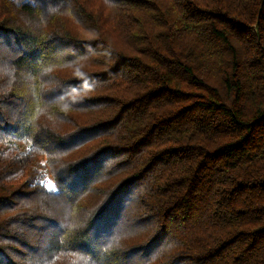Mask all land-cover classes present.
<instances>
[{"label":"trees","instance_id":"obj_1","mask_svg":"<svg viewBox=\"0 0 264 264\" xmlns=\"http://www.w3.org/2000/svg\"><path fill=\"white\" fill-rule=\"evenodd\" d=\"M0 60V264H264V0H0Z\"/></svg>","mask_w":264,"mask_h":264},{"label":"rangeland","instance_id":"obj_2","mask_svg":"<svg viewBox=\"0 0 264 264\" xmlns=\"http://www.w3.org/2000/svg\"><path fill=\"white\" fill-rule=\"evenodd\" d=\"M74 27L77 28V25L74 24V26H72V28H74ZM1 64H3L2 60H0V65ZM86 115H87L86 113H80V116H82L80 118L84 119L86 117ZM37 121H38V123L40 122L42 124H49V125H51L52 128H56L59 130L67 126V124L63 123L62 120H59L56 117L44 115V112H41V115L37 116ZM55 153L56 152L52 151V149H50V148H47V151H45V159H47L46 160L47 166L51 167L53 165V161H52V159H50L49 156H51V155L54 156ZM48 163L50 165H48ZM13 199L17 200L16 198H13ZM95 202H96V196L90 195L88 198H86L85 202H80L79 204H81V205H79V206L86 207V209H87L89 207H92L95 204ZM16 204H18V202ZM54 207L56 209V207H58V203L55 204ZM52 208L53 207L48 208L50 213H52V211H51ZM133 208H134V205H133ZM71 209H72V215L68 218V221H67L69 223V225H76L77 223H81L84 219V216H85L82 209L75 207V206H73V208H71ZM9 215H10V213H1L0 218L7 217ZM122 224H124V225H122ZM122 224L113 226L114 230L112 231V229H111L110 230L111 232H109L108 235L107 234L105 235V240H110V242L112 241L113 244H116L118 246H125L127 244L134 243L135 241L139 242L138 238L140 241H142L147 236V235H144V232L146 234V230H144V229H143L144 232H142V231L140 232L138 230V228L133 227L132 224H130V223L124 222ZM71 227H73V226H71ZM129 230H130V233L127 232ZM131 230H133V231H131ZM139 232H140V235L138 236ZM118 233H120V234H118ZM129 234H131V235H129ZM136 235L138 236V238L136 237ZM79 256L80 255H77V257H79ZM77 257H75V258H77ZM69 260L70 259L68 257L65 258L64 256H58L57 258L53 259V261H51V263H49V264H70ZM75 261L77 262L78 258ZM78 264H79V261H78ZM82 264H88V263H84L82 261Z\"/></svg>","mask_w":264,"mask_h":264},{"label":"snow or ice","instance_id":"obj_3","mask_svg":"<svg viewBox=\"0 0 264 264\" xmlns=\"http://www.w3.org/2000/svg\"><path fill=\"white\" fill-rule=\"evenodd\" d=\"M0 130H2V129H0ZM48 187L50 190H53V191L55 190V186L51 183H49Z\"/></svg>","mask_w":264,"mask_h":264}]
</instances>
